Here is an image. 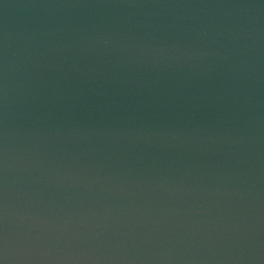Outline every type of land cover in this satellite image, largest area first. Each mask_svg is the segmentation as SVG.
<instances>
[{
  "label": "clouds",
  "instance_id": "obj_1",
  "mask_svg": "<svg viewBox=\"0 0 264 264\" xmlns=\"http://www.w3.org/2000/svg\"><path fill=\"white\" fill-rule=\"evenodd\" d=\"M40 7L247 11L229 22L195 24L187 14L166 35L120 16L49 24L19 42L7 30L0 34V264H264L251 213L240 209L251 187L228 186L240 173L188 167L177 174L173 169L184 166L167 160L137 169L131 159L146 149L166 155L256 142L252 93L261 83L264 27L251 10H264V0ZM218 79L224 87L201 88ZM188 88L196 89L192 110L229 100L235 123L185 122L177 101ZM164 92L176 123L159 110ZM89 96L99 103L82 112ZM134 97L140 99L129 104ZM225 243L235 254H202Z\"/></svg>",
  "mask_w": 264,
  "mask_h": 264
},
{
  "label": "water",
  "instance_id": "obj_2",
  "mask_svg": "<svg viewBox=\"0 0 264 264\" xmlns=\"http://www.w3.org/2000/svg\"><path fill=\"white\" fill-rule=\"evenodd\" d=\"M124 3L125 0H0V34L5 30L14 41H22L25 36L31 32L38 31L42 27L53 24L62 23L65 25L73 24L77 21L87 19L89 17H115L120 16L123 19H131L133 22H150L159 27V33L167 34V26L173 23H179L180 17L191 14V20L187 23L195 24L197 22L216 19L220 22H229L233 15L237 12L245 14L247 10H237L228 8L206 7V8H43L40 7L44 3ZM141 2H175V3H190V4H232V3H256L258 0H141ZM251 15L259 17V23L264 27V10H251ZM258 51L261 54L260 62V77L261 83L257 85L252 93L254 106L251 109V114L258 121L257 140L250 147L242 145L239 148L229 147L227 144L215 143L204 147H193L191 149H182L174 151L170 154L157 153L151 149H146L142 153H131V159L137 169H144L153 162L161 160L176 161L177 165H183L184 168L177 167L173 171L179 172L191 167L193 171L203 170L205 173H221L232 171L240 173L239 177H234V180L228 184L229 187H235L236 183H241L246 192L249 186L251 192L245 196V199L240 202L242 212H250L252 223L257 230L256 239L264 245V44L259 46ZM224 87V82L220 79L212 82H204L201 88L205 93L212 90ZM194 88L184 90L186 99L177 101L180 105L179 111L184 112L185 122L196 123H217L220 126H230L235 123L230 119V113L226 111L229 100L224 102L216 101L215 104L192 110L189 107ZM139 97L129 98L128 103L131 104ZM172 100L169 92L161 94L159 100V110L163 113V119L176 123V112L171 111ZM99 103L95 97H86L84 106L81 111H88L93 105ZM249 112L246 110L241 116L240 121L247 119ZM138 157V158H137ZM205 183L208 180L204 181ZM246 182V183H244ZM224 183V182H221ZM59 195V194H58ZM218 199H225L218 197ZM190 203V201H189ZM177 206L181 202H175ZM249 205L251 207L249 208ZM75 207V205H70ZM232 209H227L226 214H231ZM247 241L245 242V247ZM203 255L216 258L225 257L235 254L232 247L226 243L214 247L210 250H205ZM201 255V253H196ZM201 264H229L228 261L222 259H213L202 261Z\"/></svg>",
  "mask_w": 264,
  "mask_h": 264
}]
</instances>
